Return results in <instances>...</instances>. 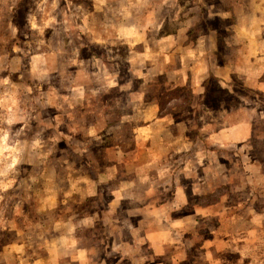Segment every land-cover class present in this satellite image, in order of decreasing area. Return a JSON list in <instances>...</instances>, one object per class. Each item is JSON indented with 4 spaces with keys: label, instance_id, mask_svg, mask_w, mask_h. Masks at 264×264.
<instances>
[{
    "label": "rangeland",
    "instance_id": "374dc122",
    "mask_svg": "<svg viewBox=\"0 0 264 264\" xmlns=\"http://www.w3.org/2000/svg\"><path fill=\"white\" fill-rule=\"evenodd\" d=\"M261 1L0 0V264H264V99L224 68ZM203 63L252 91L247 141L208 136L238 102L218 76L176 88Z\"/></svg>",
    "mask_w": 264,
    "mask_h": 264
},
{
    "label": "crops",
    "instance_id": "0c3cea01",
    "mask_svg": "<svg viewBox=\"0 0 264 264\" xmlns=\"http://www.w3.org/2000/svg\"><path fill=\"white\" fill-rule=\"evenodd\" d=\"M261 5V10H244L243 11V21H244V27H243V32L242 37V46L240 47L241 49V53L239 55H237L236 62L234 64H232L231 62H229L227 65H225V71L227 72H234V71H239L241 73V81H242V86L245 88L247 87L250 90H255L254 93H258L260 98L263 100L264 99V7H263V1H261L260 3ZM139 8L138 6H135L133 9ZM160 8H162V6L160 5ZM159 8V10H160ZM118 10V9H116ZM129 10V9H128ZM151 10V9H150ZM152 10H156L155 8H153ZM252 14H259V16H261V18L259 19V21H255V23L253 24V19H252ZM246 16H250L251 22L253 24V26L251 27L247 20L248 17ZM247 19V20H246ZM261 23V24H260ZM136 26H139V24H137ZM156 27L158 28V26H155L153 29H156ZM124 28H122L123 31ZM128 28H125L124 30H127ZM134 29V31L136 32L137 30L139 31L138 28H132ZM136 34V33H135ZM147 39V37H146ZM145 40V39H144ZM197 41V42H196ZM199 40H195V46L197 45L198 47H196L197 49L195 50V52H199L202 55V58L204 59V53L206 52V50L203 48L204 45H200V42H198ZM152 45L156 44V40L153 43H149ZM181 44L183 45H189V41L188 40H181ZM205 62V61H204ZM205 65V63H203ZM206 66V65H205ZM191 69V68H190ZM203 69V67H202ZM194 71V72H193ZM210 71L208 70V66L205 67V70H203L202 73L199 77L197 72V68L194 70L191 69V75L188 76L190 77L188 81L184 82V84L178 85L176 87H180V88H186L189 90V93L192 94V96L194 95H200V94H206V89L204 87V82L206 80V76L210 73H212V75H216L218 77L213 78L218 87L220 89L224 90V94L226 96L229 97H235L238 102L236 105H231V106H223L221 104L222 99H218L217 103H216V111L218 113V115H221V120L222 123H219L218 126H221V128L216 129L213 131V133L211 135H208L209 138H214L216 136L221 137V142H216L217 146L219 147L220 145H233V144H237V143H243L245 141H247V139L251 138L253 136V122L251 119V112L249 113V111H251V107L249 105L250 102H248V99H246V97L248 96V94H251L252 91L249 92H244V91H240L242 94V98L237 93L238 91L234 90L233 87L231 86V84L229 83V80H227V78L222 77L221 75L223 74V71L221 70V67H217V68H210ZM197 74V75H196ZM222 77V78H220ZM198 80V83L196 82V80ZM224 79V80H223ZM195 81V82H194ZM181 83V82H180ZM192 103V102H191ZM218 119L219 116H218ZM216 124V123H214ZM147 155L149 158V164H150V159H154V157L156 156L155 154H152V152H148L147 150ZM237 155V154H236ZM139 158V157H138ZM148 165V164H147ZM159 169V170H158ZM156 170L158 174H161L165 177V173L167 171V169H165V166L161 168H154L152 166H147L146 168L140 170L136 176L134 177L133 181H137L138 183H148L150 181L151 175L152 173H154L153 171ZM193 170L189 171H185L184 168L180 167L179 172V176H178V182H176V174L174 171L170 174V179L173 185L178 184V187L181 189H184V184L182 181L180 182V179L182 177H185L187 175L192 176L193 175ZM221 169L217 168L216 170V178L219 179L221 176ZM130 175V174H129ZM219 176V177H218ZM162 177V178H164ZM137 178V179H136ZM127 178H123L121 180H124ZM148 181V182H147ZM197 182V181H196ZM221 184V183H220ZM220 186L219 183H217V187ZM251 185L247 184V187H249V189H251L250 187ZM246 187V189H247ZM209 194V191H206ZM94 219V217H92V215L86 220V223H91L92 220ZM230 222H233V220H229ZM150 222V220H149ZM133 227L136 228V226L134 225V222L131 223ZM89 226H91L89 224Z\"/></svg>",
    "mask_w": 264,
    "mask_h": 264
},
{
    "label": "trees",
    "instance_id": "16d2710c",
    "mask_svg": "<svg viewBox=\"0 0 264 264\" xmlns=\"http://www.w3.org/2000/svg\"><path fill=\"white\" fill-rule=\"evenodd\" d=\"M177 89H181L180 87H176ZM187 94L190 96V102H191V100H192V94L191 93H189V90H188V92H187ZM159 105H160V108H159V113H158V115H160V116H164V115H167V114H169V113H167L166 111H164V104H162V102L161 103H159ZM108 144V143H107ZM115 144H114V142H111V143H109L108 145H106V149H109L110 150V152L112 151V152H115ZM111 164H113V162H111L110 164H107V166H110ZM52 195H53V198H55V202L56 201H62L63 199V196L64 195H69V192L68 191H66V192H63V196H62V194H60V193H57V194H55V193H51ZM89 201V199L87 198L85 201H84V203H82L81 204V207L82 208H90L89 210H87V209H85V211H86V214H83V215H79L80 216V219L83 221V222H86V220L91 216V210H92V206L91 205H89V204H85V203H87ZM84 210V209H83ZM90 211V212H89ZM93 211V210H92ZM58 222H59V225L63 222L62 220H58Z\"/></svg>",
    "mask_w": 264,
    "mask_h": 264
}]
</instances>
